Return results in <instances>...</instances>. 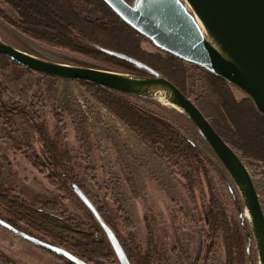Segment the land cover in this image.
Segmentation results:
<instances>
[{"label":"rangeland","instance_id":"1","mask_svg":"<svg viewBox=\"0 0 264 264\" xmlns=\"http://www.w3.org/2000/svg\"><path fill=\"white\" fill-rule=\"evenodd\" d=\"M126 1L130 4L134 2ZM84 7L86 10L80 12L84 16L93 19L100 17L93 5ZM5 15L18 16L5 0H0V38L17 49L44 60L109 69L100 60L48 45L22 33ZM142 48L153 53L158 50L150 40L143 41ZM184 67L185 91L210 122L264 148V120L255 116L250 103L253 101L230 83V94L223 92L218 79L202 67L186 61ZM0 70V79H3L1 65ZM39 78L43 83V90L37 88L35 93L39 120L47 123L45 127L52 140L59 137L62 150L67 148L73 151L74 160L69 165L72 168L61 179L49 168L51 162L34 130L19 123V129L14 133L0 124L1 219L14 221L18 218L9 210L5 198L8 201L10 196L11 200L16 197L17 202L43 198L53 201L51 207H41L46 214L78 220L85 224V229L94 232V228L100 225L72 189L71 185L77 184L97 209L101 208L100 214L114 230L124 249L132 246L131 240H135L144 253L156 245L163 257L161 264H226L229 249L238 261V252L233 249L234 242L228 243V235H233L232 230L237 225L246 237V264H260L250 220L245 218L244 223L241 222V214L246 211L241 194L222 162L184 112L165 101L134 96L131 99L167 121L201 153L203 160L196 166L201 167L197 178L200 184L194 191H191L182 174L190 170L176 151L168 150L165 156L156 154L78 82L47 75ZM28 136L38 153V158L32 156L33 161L43 171L36 169L17 150L19 143L27 139L30 143ZM29 146L25 149L28 150ZM242 160L252 175L264 209V175L258 170L260 164L257 165L252 158L243 157ZM49 178L58 184L53 186ZM64 183H68V189ZM211 196L215 197L227 221L216 235H212V224L206 211ZM18 226L44 235L41 230L26 227V222L18 223ZM95 236L108 241L103 229ZM207 240L214 242L209 255L203 252ZM113 253L116 264H119ZM104 260V264H108L109 260ZM115 260H110L109 264H115ZM12 261L20 264H74L43 251L0 226V264H13Z\"/></svg>","mask_w":264,"mask_h":264},{"label":"trees","instance_id":"2","mask_svg":"<svg viewBox=\"0 0 264 264\" xmlns=\"http://www.w3.org/2000/svg\"><path fill=\"white\" fill-rule=\"evenodd\" d=\"M5 2L18 15L17 18L5 15L6 18L22 33L48 45L59 46L100 60L109 66L107 70L110 71L149 75L145 69L112 56L105 50L125 54L159 72L188 96L184 88V61L168 52L159 50V48H157L156 53L144 50L142 42L149 39L126 23L103 0H5ZM88 4L93 5L100 13L98 19L80 13L86 10L84 6ZM0 65L4 75L3 79H0V124L14 133L16 129H19V123L31 131L34 130L39 136L38 141L41 142L43 151L48 155L51 162L49 168L62 179L63 174L71 170L72 167L69 165H71L75 155H72L73 151L67 148L62 150L58 142L59 137L52 140L46 129L47 123L43 124L39 120L35 93L37 88L43 90V83L39 78L42 74L25 68L2 54H0ZM194 66L200 67L195 64ZM209 74L218 79L220 82L218 85L223 92L230 94V85L227 81L212 73ZM76 82L90 90L102 104L110 109L144 143L149 145L156 154L165 156L168 150L176 151L186 164V168L188 167L190 170V172H182L183 177L188 182L191 191L195 190L200 184V179L197 178L198 171L201 169V167L196 166L203 159L193 143L186 140L178 130L160 116L134 103L131 100L132 96L89 81L77 80ZM6 97L9 101L5 99ZM250 103L255 116L264 120V116L257 112L251 101ZM212 125L223 139L235 149L241 159L243 157L252 158L257 165L260 164L258 170L264 175V148L252 141L243 140L230 130L218 127L214 123ZM29 140L31 143V138ZM30 143L28 139L26 142L19 143L17 150L36 169L41 170L42 167L33 161L32 156L35 155L38 158V153L32 147L33 144ZM28 145L30 146L27 150L25 147ZM44 166L46 167V165ZM49 182L53 186L58 184L51 178H49ZM63 185L67 189L69 188L68 183ZM5 201L10 206L9 210L12 214L19 208L21 217L31 222L36 229L41 230L46 238L50 239L48 241L64 247L86 263L104 264V258L109 261L115 260L111 244L107 240L95 236L102 231L100 226L94 228V232L89 231L85 229V224L78 222V220L48 215L38 211L35 208L36 205H29L27 209L25 206H17L12 202L11 196L8 201L5 198ZM51 205L48 203L46 206L51 207ZM99 211L102 212L101 208ZM206 211L210 217L212 235H214L227 224L226 215L214 196H211ZM8 221L13 224L11 219ZM126 221L129 223L128 219ZM105 222L108 223L107 220ZM232 231L233 235H228V241L230 240L228 243L234 242L233 249L238 252V261L229 249L227 250L226 264H246L247 254L244 250L246 237L240 226L236 225ZM131 242L132 246L125 249L131 264L162 263L163 257L156 245L144 253L138 248L135 240H131ZM213 248L214 242L210 243L207 240L204 243L203 252H207L209 255ZM60 258L67 261L63 257Z\"/></svg>","mask_w":264,"mask_h":264},{"label":"water","instance_id":"3","mask_svg":"<svg viewBox=\"0 0 264 264\" xmlns=\"http://www.w3.org/2000/svg\"><path fill=\"white\" fill-rule=\"evenodd\" d=\"M103 1L159 49L198 65L240 89L264 116V0H134L132 4L126 0ZM105 52L145 69L149 75L134 76L44 60L0 38V54L36 73L65 81H89L130 96L165 101L184 112L238 188L246 209L241 222L249 218L259 262L264 264V209L247 165L199 106L171 81L132 57ZM71 187L105 232L119 264H131L116 233L96 205L77 184ZM229 189L233 192L230 184ZM0 226L74 264H88L65 248L19 231L1 218Z\"/></svg>","mask_w":264,"mask_h":264},{"label":"flooded vegetation","instance_id":"4","mask_svg":"<svg viewBox=\"0 0 264 264\" xmlns=\"http://www.w3.org/2000/svg\"><path fill=\"white\" fill-rule=\"evenodd\" d=\"M17 195H20V194H17ZM12 202L14 203V204H16L17 206H25V208L27 209L28 208V206L29 205H36V207L35 208H37V210L38 211H40V212H44V211H42L43 209L41 208L43 205L44 206H46L48 203H52L53 201H49V200H44L43 198H41L40 200H34V201H29V200H26V199H21V201L20 202H17V200H16V197L14 198V199H12ZM45 213V212H44ZM14 216H17L18 218H16V220H14L13 221V224H12V222H10V221H6V222H8L10 225H12L13 227H15L16 229H18L19 231H22V232H25V233H27V234H29V235H31V236H33V237H36V238H38V239H40V240H42V241H45V242H48V243H50V244H52V245H55V246H59V245H56V244H53V243H51L50 241H48V239L46 238V236L45 235H40V234H37V233H33L32 231H26V230H23V229H20V227L18 226V223H23V222H26L27 223V226L26 227H29V228H33V229H36V227L31 223V222H29L28 220H24L22 217H21V214H20V209L18 208V209H16V211L14 212V214H13ZM9 232H11V231H9ZM12 233V232H11ZM12 234H14V233H12ZM14 235H16V234H14ZM17 237H20V236H18V235H16ZM20 238H22V237H20ZM23 240H25V241H27V242H29V243H31L30 241H28V240H26V239H24V238H22ZM31 244H33V243H31ZM34 245V244H33ZM36 246V245H35ZM36 247H38V248H41V247H39V246H36ZM59 247H61V246H59ZM43 251H46V252H50V251H48V250H45V249H43V248H41ZM67 250V249H66ZM70 252V251H69ZM50 253H52V252H50ZM72 253V252H71ZM52 254H54V253H52ZM56 255V254H55ZM12 263L13 264H17V263H14L13 261H12Z\"/></svg>","mask_w":264,"mask_h":264},{"label":"bare ground","instance_id":"5","mask_svg":"<svg viewBox=\"0 0 264 264\" xmlns=\"http://www.w3.org/2000/svg\"><path fill=\"white\" fill-rule=\"evenodd\" d=\"M168 104H170V103H168ZM170 105H172V104H170ZM174 108H177L176 106H174V105H172ZM178 109V108H177ZM182 112V111H181ZM246 217H248L249 215H248V213L246 212Z\"/></svg>","mask_w":264,"mask_h":264},{"label":"crops","instance_id":"6","mask_svg":"<svg viewBox=\"0 0 264 264\" xmlns=\"http://www.w3.org/2000/svg\"><path fill=\"white\" fill-rule=\"evenodd\" d=\"M69 82H75L76 83V81H69Z\"/></svg>","mask_w":264,"mask_h":264}]
</instances>
